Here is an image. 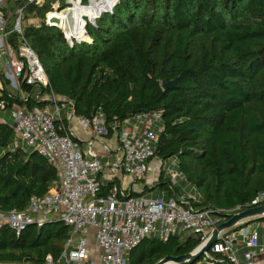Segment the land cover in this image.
I'll list each match as a JSON object with an SVG mask.
<instances>
[{
	"label": "trees",
	"instance_id": "obj_1",
	"mask_svg": "<svg viewBox=\"0 0 264 264\" xmlns=\"http://www.w3.org/2000/svg\"><path fill=\"white\" fill-rule=\"evenodd\" d=\"M20 6L8 2L5 10ZM46 10L47 5L26 6L24 19H42ZM88 33L92 44L69 48L59 30L23 27L47 76V92L70 102L75 117L102 114L108 139L126 118L160 113L154 158L175 161L183 180L198 191L199 209L240 212L264 193V0H120ZM9 40L15 42L14 35ZM163 80H176V86L164 90ZM20 92L25 100L1 89L0 102L8 108L48 105L34 99L42 89L21 84ZM61 125L63 134L67 121ZM14 142L11 126L0 121L2 213L25 212L31 198H42L58 183L45 158ZM162 174L155 184L161 194L180 196ZM109 187L106 183L98 195ZM69 233L55 219L30 225L18 236L4 225L0 264H47L48 256L51 264H62L58 258ZM200 244L190 233L165 241L147 237L126 260L155 264Z\"/></svg>",
	"mask_w": 264,
	"mask_h": 264
},
{
	"label": "built area",
	"instance_id": "obj_2",
	"mask_svg": "<svg viewBox=\"0 0 264 264\" xmlns=\"http://www.w3.org/2000/svg\"><path fill=\"white\" fill-rule=\"evenodd\" d=\"M8 2L24 6L11 12L5 10ZM119 3L120 0H0V90L7 88L9 93L16 92L20 100H25L21 84L39 88L43 93L34 99L48 104L28 109L25 103L8 108L0 102V108L3 114L10 111L15 137L45 158L58 177L57 185L46 195L31 198L25 212H0V227L8 226L18 236L28 226L40 227L48 219L63 223L70 233L58 258L62 264H128L127 253L147 237L165 241L180 233H190L199 236L203 244L217 225L227 221L226 216L238 213V209L233 213L199 209L194 206L199 198L184 190L177 198L166 199L163 194L156 198L142 196L145 189L155 186L161 173L170 186L183 181L174 160L154 158L153 146L162 132L158 112L140 113L122 121L116 133L120 159L113 162L101 160L110 156V150L102 145L106 129L99 112L90 120L79 121L85 131L91 132L85 148L71 139L68 126L67 132L60 134L61 121L74 117V111L70 102L46 91L47 76L23 37V27L59 30L69 48L90 45L93 41L88 28H97V20L104 14L112 15ZM44 5L47 10L42 19L34 15L24 19L26 6ZM11 35L15 42L9 40ZM13 146H18L16 140ZM125 179L129 185L139 184L141 194L131 196V192L122 190L118 181ZM106 183L110 184L108 192L98 195ZM261 203L264 193L248 207ZM239 237L246 248L244 263L253 264L258 254H264V247L259 245L257 230L244 223L234 231L219 233L214 245L194 264H240L235 246ZM46 262L51 264L49 256Z\"/></svg>",
	"mask_w": 264,
	"mask_h": 264
},
{
	"label": "water",
	"instance_id": "obj_3",
	"mask_svg": "<svg viewBox=\"0 0 264 264\" xmlns=\"http://www.w3.org/2000/svg\"><path fill=\"white\" fill-rule=\"evenodd\" d=\"M175 86L176 80H163L161 82V88L164 90L173 89ZM157 187V185L153 186V188ZM226 218L227 221L217 225L205 243L200 244L190 253L176 257L167 256L155 264H194L214 245L219 233L229 230L234 231L240 223L248 225L255 221L264 220V205L248 207L234 215L226 216Z\"/></svg>",
	"mask_w": 264,
	"mask_h": 264
},
{
	"label": "crops",
	"instance_id": "obj_4",
	"mask_svg": "<svg viewBox=\"0 0 264 264\" xmlns=\"http://www.w3.org/2000/svg\"><path fill=\"white\" fill-rule=\"evenodd\" d=\"M67 117V116H66ZM81 119L78 117H70L67 118V126L69 131L72 133V135L79 141L81 148H85L86 143L88 142V140L91 139V132L90 131H85L79 124V121ZM102 145L105 146L106 148H108L110 151V156H103L102 160H105L106 158H113V161H117L118 159H120V152L118 150L119 146L117 143V134L114 135L111 138H103V142ZM109 161V160H107ZM112 161V162H113ZM155 162H152V166L154 165ZM119 186L121 187L122 190H128L129 192H131L132 194L136 195H140L141 191L140 190H135L134 189V185L135 184H130L128 183V180L125 179L123 181H118ZM183 188V187H182ZM185 192H187L185 189H183ZM140 191V192H138ZM182 192V190H180ZM188 193V192H187ZM251 226L253 225V223L250 224ZM253 227V226H252ZM258 233V238H259V245L264 247V227L261 228V231L257 230ZM235 246L237 248V252H236V258L238 260V262L240 264H245L244 263V257L243 254L246 251V248L243 244L242 238H238ZM253 264H264V254H258L254 260H253Z\"/></svg>",
	"mask_w": 264,
	"mask_h": 264
},
{
	"label": "rangeland",
	"instance_id": "obj_5",
	"mask_svg": "<svg viewBox=\"0 0 264 264\" xmlns=\"http://www.w3.org/2000/svg\"><path fill=\"white\" fill-rule=\"evenodd\" d=\"M111 15L109 14H104L102 15V17L97 20V23H99L102 19H108ZM0 120H4L7 124H9L10 126H12L14 124V121L13 119L11 118V115H10V111L9 110H6L5 111V114H3V112L1 111V116H0ZM15 140L17 141L19 147H24L25 145L20 141V139L18 137H15ZM120 154V153H119ZM114 159L113 158H106L105 160L103 161H107L109 160L110 162H112ZM102 160V158H101ZM141 186L137 183H135L134 185V189L135 190H139ZM177 187L180 189V190H183L185 189L188 193H192L193 195L197 196L198 198H200V195L198 193V191L195 189V187H193L190 183H188L187 181L183 180V181H179V184L177 185ZM183 187V188H182ZM153 188V187H152ZM150 188V189H145L142 193V196L145 197V198H156V197H161L162 194L160 192V188ZM253 223V227L256 229V230H259L261 231V228L264 227V220H260V221H255V222H252ZM87 264V263H86Z\"/></svg>",
	"mask_w": 264,
	"mask_h": 264
},
{
	"label": "flooded vegetation",
	"instance_id": "obj_6",
	"mask_svg": "<svg viewBox=\"0 0 264 264\" xmlns=\"http://www.w3.org/2000/svg\"><path fill=\"white\" fill-rule=\"evenodd\" d=\"M259 205H264V203L258 204V206H259Z\"/></svg>",
	"mask_w": 264,
	"mask_h": 264
}]
</instances>
